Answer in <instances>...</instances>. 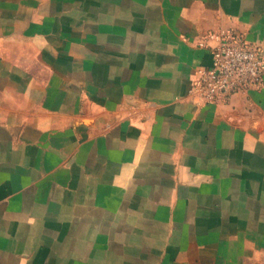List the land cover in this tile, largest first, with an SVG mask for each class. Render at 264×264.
Segmentation results:
<instances>
[{
    "label": "crops",
    "instance_id": "0c3cea01",
    "mask_svg": "<svg viewBox=\"0 0 264 264\" xmlns=\"http://www.w3.org/2000/svg\"><path fill=\"white\" fill-rule=\"evenodd\" d=\"M264 0H0V264H239L264 249V87L192 101Z\"/></svg>",
    "mask_w": 264,
    "mask_h": 264
},
{
    "label": "built area",
    "instance_id": "2783aa9c",
    "mask_svg": "<svg viewBox=\"0 0 264 264\" xmlns=\"http://www.w3.org/2000/svg\"><path fill=\"white\" fill-rule=\"evenodd\" d=\"M212 57L208 67L196 74L192 101L201 106L225 102L231 96L264 87V50L233 30L207 34L200 42Z\"/></svg>",
    "mask_w": 264,
    "mask_h": 264
},
{
    "label": "rangeland",
    "instance_id": "374dc122",
    "mask_svg": "<svg viewBox=\"0 0 264 264\" xmlns=\"http://www.w3.org/2000/svg\"><path fill=\"white\" fill-rule=\"evenodd\" d=\"M239 264H264V249L250 258L243 259Z\"/></svg>",
    "mask_w": 264,
    "mask_h": 264
}]
</instances>
